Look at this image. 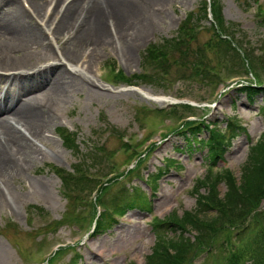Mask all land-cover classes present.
I'll return each mask as SVG.
<instances>
[{
  "label": "rangeland",
  "instance_id": "374dc122",
  "mask_svg": "<svg viewBox=\"0 0 264 264\" xmlns=\"http://www.w3.org/2000/svg\"><path fill=\"white\" fill-rule=\"evenodd\" d=\"M17 1L26 10L22 1ZM69 1L72 0H66L65 4ZM146 1L128 0L136 9L127 19L128 21H125V29L128 28V33L121 32L118 21L112 16L108 22H106L108 16L103 18V24L114 41L111 45L100 49L94 48V42L89 38L85 40L81 34L85 29V23L83 18H78V12L75 16L78 20L71 21L72 29H69L68 33L65 32L58 42L49 44L46 32L39 22L43 24L46 20H51L50 22L54 21L56 24L65 6V4L55 6L56 2L53 0H43L40 12L35 11L28 0L29 11L33 8L34 13L40 15L33 19V22L41 30L45 46H39L35 41L29 43L17 32L5 28L0 20V51L4 48L2 52L7 53L30 46L31 52L28 58L40 60L41 65L58 64L52 68H69L70 77L58 83L56 94L49 104L44 102L50 114L41 137L34 139L38 153L30 157L24 154L18 155L19 169L0 177V228L2 229L0 264H46L45 258L56 245L70 242H77V248L64 251L54 258L53 264H72L75 254L81 256L76 264L146 263L157 242L152 223L153 217L167 220L173 214L182 217L184 212L195 209L196 196L191 192L197 181L210 173V171L206 172L207 150L198 144L187 145L183 136L173 132L179 128V122L176 124L174 122L175 126L173 125L174 127L168 132L164 130L172 122L167 121L165 116L160 119L156 114H147V109H163L176 101L190 102L202 109L191 111L188 109L187 114L205 116L209 122L219 123L221 129L226 128L224 121L227 117H237L239 122L247 127L249 136L241 135L233 143L220 167L229 168L238 179L240 178L252 142L264 134V115L260 112L264 105V96L259 95L250 102L245 93L237 91L239 86L235 84L239 80L243 82L253 80L251 75L245 77L247 75H244L245 70L239 66L241 60L227 55L224 50L217 47L203 51V43L209 40L212 32L204 30L197 42L191 44L190 52L176 54L169 64L161 67L152 66L151 81L136 82L138 86H115L104 81L109 78L108 63H115L116 69L126 75L143 72L147 46L151 42L174 37L181 21L187 14L196 10L200 0H172L162 10L155 7L153 2L146 7L144 5ZM260 1L264 6V0ZM78 2L75 8L91 0ZM221 3L225 22L237 25L240 34L244 37L242 42L249 46V54L256 56L255 51L258 54L262 48L264 49V27L260 26L256 18L257 1L221 0ZM6 9L7 5L0 2V14ZM79 14L82 17L83 12ZM203 24L208 27L210 22L204 21ZM151 39L153 41H150ZM129 48L130 55L127 54ZM49 57L52 58L45 63V59ZM175 59L179 62L174 63ZM63 63L67 66L61 65ZM252 67L255 74L264 77V57H254ZM240 69L242 71H239ZM211 70L221 71L222 77L207 79L205 76H214L210 74ZM3 73L5 71L0 70V74ZM43 76H46L47 81L38 93L40 97H47L46 89L53 75ZM234 76L237 77L230 80ZM202 80L208 85L205 86ZM224 85H230V90H224ZM218 86L219 88L216 89ZM134 87L139 88L143 93L134 91L132 89ZM156 98H167L171 103L159 102L155 100ZM142 126H147L149 131L141 129ZM60 127L78 133L77 145L83 157L82 168L90 176L100 177L110 171L108 163L118 166L123 163L129 164L127 154L120 151L121 135L139 141L145 134L150 131L153 133L157 129L151 141L156 145L139 170L141 176H150V187L154 190L137 178L129 183L125 182L128 187L137 186L141 191H145L152 198L153 210L125 211L124 216H115L107 229L93 234L92 224L95 216L91 214V207L83 206L73 199H70L69 203V198L64 197L61 192L63 188L61 178L48 172V165L71 171V166L75 162L72 150L66 148L62 139L56 134ZM162 131L167 132V135H161ZM95 142H104L106 150H89L88 144ZM85 155L92 157L85 158ZM171 161H174L176 166L170 165ZM103 162H105L104 167L101 166ZM98 166H101L102 170L97 171ZM131 167L128 166L129 169ZM40 168L46 169V172L40 173ZM124 168L125 166L122 169ZM217 170L218 168L214 169L212 173L216 174ZM123 185H125L123 180L119 178L109 186L106 196H101L100 193L98 198L101 196L102 202L105 200L108 203L113 202L112 198L119 194ZM207 192L205 188L201 190L202 194ZM226 192V184L220 183L219 197L223 198ZM86 194L85 191H79L77 185L69 193L72 197L74 195L82 197ZM32 206L45 209L48 216L46 218L35 216L34 221L32 218L28 219V208ZM77 209L81 213L76 215ZM46 222L49 227L44 226ZM252 227L255 229V225ZM230 230H232L231 234ZM230 230H222L217 234L216 240L220 243L214 246L213 257L197 254L192 262L193 258L189 260L191 254L189 253L185 264H219L221 261L220 264H227L228 255L251 243L258 231L256 228L252 232H246V238L239 241L240 237L235 236L242 232L243 227ZM195 235L196 232H190L186 237L194 241ZM227 238L231 240L229 248L225 245ZM27 258L29 262L26 261ZM245 264H253V262L247 260Z\"/></svg>",
  "mask_w": 264,
  "mask_h": 264
},
{
  "label": "trees",
  "instance_id": "16d2710c",
  "mask_svg": "<svg viewBox=\"0 0 264 264\" xmlns=\"http://www.w3.org/2000/svg\"><path fill=\"white\" fill-rule=\"evenodd\" d=\"M205 10L204 5L203 12ZM213 13L217 17L222 32L225 31L226 25L222 19L221 7L215 6ZM199 21L200 19L198 20L195 15H192L182 28L192 30L191 27L196 28ZM229 29L232 30L233 28L229 27ZM223 33L225 34V32ZM228 36L230 35L228 34ZM191 39L194 40L193 37ZM229 42L220 36L215 44L217 47L225 48L226 51L234 50ZM188 49L186 48V50ZM166 55L168 54L163 52V48L152 50L150 59L147 62L150 65L161 67L163 64H167L169 60ZM250 65H253L251 59ZM142 77L138 76L137 78ZM145 78L151 79L150 75H144L142 79ZM206 78H209V76H206ZM259 85H254L251 82L248 85H243L239 90L245 92L252 101L258 94L264 93V88H260ZM226 123L227 130L223 131L219 128V124L207 123L203 118L198 117L197 120L183 121L181 133L186 138L187 143L191 145L193 142H202L207 146L210 173L203 180H199L194 189L193 194L197 197V206L194 210L185 212L182 217L173 214L169 219L159 220L154 224L157 243L146 264H185L189 253H191L190 260L203 247L210 248L213 246L212 244H218L216 237L220 231L242 227V232L236 234V237H240V241L246 238V232L258 229L256 238L252 241L255 247L252 249L251 243L250 245L248 243L238 251H232L228 255L227 264H245L247 259L253 260L255 264H264V211L259 212L264 201V137L250 147L249 156L242 168L240 180H237L234 174L226 168H220L216 174H213L214 168L224 159L236 137L240 133H246V129L241 127L233 118H228ZM203 134H208V139L201 140L200 136ZM71 136L70 134L63 136L65 145L76 150L77 145ZM76 169L79 173L78 177L62 176L66 187L65 191L68 192V194L66 193L67 196L75 185H77L79 191L91 192L97 188L101 191V196H105L110 184H113L116 180L114 178L110 179L106 186L105 183H101L99 178L95 177L96 175L90 176L81 165H77ZM100 169L98 166V170ZM60 174L62 175V172ZM121 176H124V174ZM222 182L226 184L227 192L223 198H220L218 186ZM203 188L208 190L207 194L201 193ZM127 191V188L121 189L120 196L118 195L114 200L117 203L115 206L117 213H124L121 205L131 200L127 197ZM69 196L75 200L74 197ZM101 196L98 198L97 203L106 207L107 204L102 202L103 198L101 199ZM138 203H143L148 209L144 197H134L127 207L132 208ZM109 219L107 212H102L97 220V231H101L106 223L110 221ZM246 225L247 227H245ZM253 225H255V229L252 227ZM230 231L231 234L232 230ZM190 232H196L194 241L192 238L186 237ZM171 234L172 237L169 236ZM225 241L230 243L231 240L227 238Z\"/></svg>",
  "mask_w": 264,
  "mask_h": 264
},
{
  "label": "bare ground",
  "instance_id": "6f19581e",
  "mask_svg": "<svg viewBox=\"0 0 264 264\" xmlns=\"http://www.w3.org/2000/svg\"><path fill=\"white\" fill-rule=\"evenodd\" d=\"M29 1L35 11L40 12L39 9L43 0ZM54 1H56V6H64L66 0ZM78 1L82 0L69 1L63 7L60 20L50 32V36H55L56 41H59L65 32L68 33L69 29H72V22L78 20L75 17L76 12H78V18H83L85 23V29L81 34L85 40L89 38L94 42V48H105L114 41L103 24L102 20L105 16H108L106 22L110 21L112 16L118 21L121 32L128 33V28L125 29V21L127 22V19L136 10L128 0H91V2L81 3L75 8L79 3ZM171 1L147 0L144 5L148 7L153 2L155 7L162 10ZM0 2L7 5V9L1 10L2 13L0 14L1 23L4 24L5 28L17 32L29 43L35 41V44L39 46L46 45L41 30L33 23L34 15L32 13L21 8L17 0H0ZM80 12H83L82 17ZM53 24L54 21L52 24L48 22L49 26ZM48 30L50 31V29ZM29 47L15 52L19 53V56H16L12 51L2 52L4 48L0 51V70L14 72L7 76H0V177L19 169L18 155L24 154L30 157L38 153L34 139L41 137L50 114V110L44 105V102L49 104L51 98L56 94L55 89L58 83L70 78L68 68H52L56 66L54 64L39 66L40 60L28 58L31 52ZM129 51H131L130 48L127 54ZM51 58L49 57L47 60ZM25 70L29 72L26 73ZM45 74H51L53 78L49 81L46 89L47 97H40L38 90L45 86L47 81L46 76H43ZM136 91L143 93L142 90ZM165 99L156 98L155 100L166 103L168 100Z\"/></svg>",
  "mask_w": 264,
  "mask_h": 264
}]
</instances>
